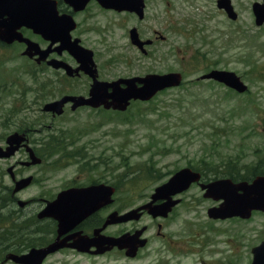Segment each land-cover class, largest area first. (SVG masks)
I'll use <instances>...</instances> for the list:
<instances>
[{
    "label": "rangeland",
    "instance_id": "1",
    "mask_svg": "<svg viewBox=\"0 0 264 264\" xmlns=\"http://www.w3.org/2000/svg\"><path fill=\"white\" fill-rule=\"evenodd\" d=\"M147 1V16L142 20L96 3L75 16L85 27L95 28L83 37L95 47L101 79L181 71V87L160 91L149 101H135L123 112L67 108L52 122L41 107L66 93L86 90V78L69 80L52 69L41 73L20 52L0 50V124L5 120L2 111L6 114L15 108L18 99L25 110L9 118L32 127L43 125V131L30 133L33 138L47 142L55 135L64 143L98 141L107 150L108 172L121 173L124 185L129 184L126 195H120L129 205L147 200L157 185L186 166L204 171L206 181L229 177L234 170L251 174L261 161L258 169L264 170V24L255 22L252 3L256 0H234L240 13L235 20L218 10L216 0ZM132 26L138 27L142 38L153 36L152 32L164 38L157 39L146 55L129 46ZM211 67L235 71L249 85V94L235 95L215 81L190 83ZM230 107L236 110L229 112ZM50 124L59 132H52ZM189 194L199 200L194 208L199 206L196 211L182 207L183 217L206 224V209L221 200L205 199L198 186ZM177 219L172 227L183 228L181 218ZM263 220L264 215L255 214L250 221L234 218L215 224L234 238L238 257L259 238ZM240 258L237 264L243 262Z\"/></svg>",
    "mask_w": 264,
    "mask_h": 264
},
{
    "label": "flooded vegetation",
    "instance_id": "2",
    "mask_svg": "<svg viewBox=\"0 0 264 264\" xmlns=\"http://www.w3.org/2000/svg\"><path fill=\"white\" fill-rule=\"evenodd\" d=\"M216 2L218 10L227 15L225 8L219 6L218 0ZM89 3H96L105 10L125 14L129 18H139L133 11L104 7L98 0ZM231 3L239 17L235 1L231 0ZM58 8L61 13H71L76 19L75 10L63 0H58ZM147 9L148 1L145 0L144 16L140 20L147 16ZM76 21L71 38L77 43L71 42L69 47L62 46L56 38L49 40L25 25L18 29L23 36L36 43L35 48L47 50L46 59L40 53L33 57L25 55L23 52L28 45L17 38L8 42L0 37V50L20 52L24 60L35 64L41 73L52 69L61 72L69 80L86 78V90L66 94L89 97L95 79L108 81L100 78L95 58V77L83 69L68 76L65 69H57L50 64L53 60H63L73 67L81 66L69 48H95L83 37L85 31L95 28L92 25L85 27ZM132 28L137 29L141 39L152 40L144 47L149 48L146 55L151 54L150 48L156 45L157 39L164 38L162 34L155 36L154 32L151 33L153 36L142 38L138 27ZM132 28H129V38ZM130 43V48H141L132 38ZM122 77L132 76L118 78ZM41 87L46 85L41 84ZM14 101L15 108L7 109L6 114L2 111L5 120L0 124V264H34L36 260H39L37 264H237L239 257L243 261H239V264H264V220L259 222V227L263 228L259 238L248 245L246 252H239L238 257L234 238L228 235L226 228L215 224L234 218L250 221L255 214L263 216L264 210H253L248 218H215L210 215L212 206L206 209V224H195L183 217L180 211L182 207L185 211H196L199 206L194 208L199 200L189 194L193 186L201 189L205 199L212 198L205 196L200 182L173 195L179 202L167 214L151 215L147 210H142L138 219L108 223L111 213L123 214L140 207L151 200V194L140 204L129 205L127 199L120 197L121 194L126 195L129 184H126L128 187L124 185L125 179L121 173L108 172L107 150L98 145V141L93 140L92 144L77 141L64 143L55 135L49 136L54 141L47 142L33 138L30 133L43 131V125L32 127L11 120L9 116H17L25 110L22 107L23 100ZM71 105L68 103L66 106L69 108ZM82 108L92 109L83 106L72 112ZM49 114L54 122L56 115ZM47 127L54 133L59 132L54 124ZM70 167V171H60L69 170ZM202 181L208 182L203 174ZM109 187L114 192L110 203ZM165 200L159 198L154 204H161ZM70 203L74 206L68 205ZM177 218L182 220L181 229L172 227ZM108 237L119 238L120 244L110 249L104 248V241L107 242ZM28 256L30 263L25 261Z\"/></svg>",
    "mask_w": 264,
    "mask_h": 264
},
{
    "label": "water",
    "instance_id": "3",
    "mask_svg": "<svg viewBox=\"0 0 264 264\" xmlns=\"http://www.w3.org/2000/svg\"><path fill=\"white\" fill-rule=\"evenodd\" d=\"M72 5L75 10H80L85 7L89 0H65ZM105 7H113L119 10L129 9L137 11L141 16L143 15V0H99ZM227 7L230 17L236 18V14L229 0H220ZM254 12L256 14V21L258 24L264 22V2L254 3ZM7 16V18H3ZM3 18V19H2ZM21 25H26L32 28L37 33H42L47 39L60 40L62 46L69 47V44L77 43L71 41L70 31L75 27V22L70 14H59L57 9V0H0V37L10 42L14 39L24 40L28 43L25 53L33 55L38 52L35 48L36 43L29 38L23 37L17 32V28ZM133 37L135 42L142 45L138 39V34L133 30ZM79 46V45H78ZM81 47V46H80ZM73 55L81 62V66L73 70L71 66L65 64L63 61H52L55 67L64 66L68 73L72 74L79 69L85 70L87 73L95 77L93 52L85 48H69ZM47 50L43 52V58L46 57ZM203 78H215L226 83L239 91H245L247 86L241 81L240 77L233 71L224 69H213L204 74ZM182 81V75L179 72L169 73H150L143 77H133L115 81L112 83L102 82L95 79L91 88V97L85 98L83 96H64L59 100L49 102L44 106V110H52L53 112L61 114L63 112L64 104L67 101H73V108L80 105L90 104L98 106L104 103L106 107H113L115 109L125 110L132 98L148 100L153 97L159 90L166 87L177 86ZM124 82L126 87H120V83ZM141 83L138 86L137 83ZM113 90L109 92V88ZM14 139V137H13ZM200 178V173L193 171L189 167L178 170L166 183L158 186L153 193V199L168 198V200L158 206H153V202L145 204L144 208H149V211L154 215L167 214L173 205L178 200H170L171 195L187 189L193 181ZM207 187V196H213L217 199L224 198L225 202L220 207L211 209V214L215 217L228 215L248 216L254 208H264V176L257 177L252 183L246 181L234 184L230 179H219L209 184H204ZM242 192H239V191ZM111 193V192H110ZM109 193V196H110ZM68 205L74 206L73 203ZM66 205V206H68ZM141 207V208H142ZM63 208V206H61ZM133 209L121 217H139L138 210ZM117 213L111 215L114 217ZM114 220V218L109 221ZM120 244L119 238L109 237L107 242L104 241V248L112 245ZM106 245V246H105ZM30 263L29 256L25 260ZM36 260L34 264L39 263Z\"/></svg>",
    "mask_w": 264,
    "mask_h": 264
},
{
    "label": "trees",
    "instance_id": "4",
    "mask_svg": "<svg viewBox=\"0 0 264 264\" xmlns=\"http://www.w3.org/2000/svg\"><path fill=\"white\" fill-rule=\"evenodd\" d=\"M195 83H201V82H199V81H194ZM262 163L260 162L257 166H256V168L252 171V174L254 175V174H256V173H264V170H258V166L259 165H261ZM151 175H153V173L150 171L149 172ZM230 176H232L234 179H246V178H249L250 177V175H247V174H245V173H237V171L236 170H234L233 172H231L230 173Z\"/></svg>",
    "mask_w": 264,
    "mask_h": 264
}]
</instances>
